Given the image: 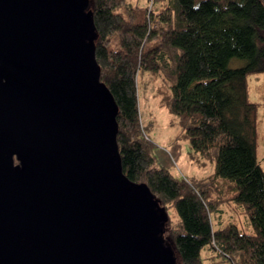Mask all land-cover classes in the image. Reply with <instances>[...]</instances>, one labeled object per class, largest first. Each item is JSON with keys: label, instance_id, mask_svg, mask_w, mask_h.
<instances>
[{"label": "trees", "instance_id": "obj_1", "mask_svg": "<svg viewBox=\"0 0 264 264\" xmlns=\"http://www.w3.org/2000/svg\"><path fill=\"white\" fill-rule=\"evenodd\" d=\"M89 8L100 81L118 110L122 173L175 213L166 226L180 264H264L262 103L251 99L249 84L264 73V0H152L151 8L90 0ZM233 58L244 64L229 67ZM140 81L144 94L156 82L153 96L175 117L189 159L212 172L177 175L157 164Z\"/></svg>", "mask_w": 264, "mask_h": 264}, {"label": "water", "instance_id": "obj_2", "mask_svg": "<svg viewBox=\"0 0 264 264\" xmlns=\"http://www.w3.org/2000/svg\"><path fill=\"white\" fill-rule=\"evenodd\" d=\"M89 7L0 0V264H180L165 207L122 173Z\"/></svg>", "mask_w": 264, "mask_h": 264}, {"label": "rangeland", "instance_id": "obj_3", "mask_svg": "<svg viewBox=\"0 0 264 264\" xmlns=\"http://www.w3.org/2000/svg\"><path fill=\"white\" fill-rule=\"evenodd\" d=\"M142 3L147 5L148 2L142 0ZM243 64L244 60L233 58L229 62V67L238 68ZM156 82H153L154 85L152 84L145 94L143 82L140 81L139 85L141 119L143 124L148 125L147 132L156 144L154 154L157 157V164L171 168L177 175L201 177L209 174L213 170L211 164L203 168L189 159V142L177 138L180 126L176 123L175 117L166 107H160L153 96ZM249 84L251 99L262 103L257 122V159L264 168V73L250 75ZM167 213L169 220L176 218L172 209H168ZM214 215H212L213 219ZM164 236L169 238V225L166 226Z\"/></svg>", "mask_w": 264, "mask_h": 264}, {"label": "built area", "instance_id": "obj_4", "mask_svg": "<svg viewBox=\"0 0 264 264\" xmlns=\"http://www.w3.org/2000/svg\"><path fill=\"white\" fill-rule=\"evenodd\" d=\"M148 7L151 8L152 6V0H149L148 3H147Z\"/></svg>", "mask_w": 264, "mask_h": 264}, {"label": "flooded vegetation", "instance_id": "obj_5", "mask_svg": "<svg viewBox=\"0 0 264 264\" xmlns=\"http://www.w3.org/2000/svg\"><path fill=\"white\" fill-rule=\"evenodd\" d=\"M14 159H15V163H16L17 160H16V158H14ZM17 163H18V161H17Z\"/></svg>", "mask_w": 264, "mask_h": 264}]
</instances>
